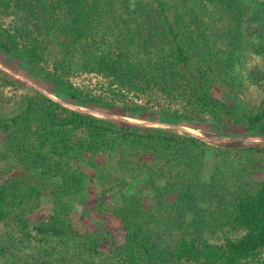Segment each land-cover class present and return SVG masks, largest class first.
Listing matches in <instances>:
<instances>
[{
	"label": "trees",
	"instance_id": "1",
	"mask_svg": "<svg viewBox=\"0 0 264 264\" xmlns=\"http://www.w3.org/2000/svg\"><path fill=\"white\" fill-rule=\"evenodd\" d=\"M0 52L76 106L264 138V0H0ZM6 104L0 264H264V141L97 116L0 69Z\"/></svg>",
	"mask_w": 264,
	"mask_h": 264
},
{
	"label": "rangeland",
	"instance_id": "2",
	"mask_svg": "<svg viewBox=\"0 0 264 264\" xmlns=\"http://www.w3.org/2000/svg\"><path fill=\"white\" fill-rule=\"evenodd\" d=\"M0 69L3 71L9 73L10 75L14 76L17 79H20L30 87H33L51 98H53L56 101L61 102L62 104L84 112L92 113L97 116L109 118V119H115V120H121V121H127L132 124H138V125H159V126H167V127H175L177 129H180L182 131H185L189 134H192L194 136H197L204 141H206L209 144H215V143H224V142H231L234 140H245V141H264V138L262 137H238V138H229V137H217V136H207L203 135V133L197 129L191 128V127H186V126H180V125H167V124H162L158 122H153V121H148V120H142L138 118H132V117H126L122 115H117L113 113H107L104 111H99V110H92L88 108H84L81 106H76L73 104H70L66 102L63 97H62V92H60L56 87L52 85L51 82L45 80L39 73L35 72L34 68L30 66L29 64H26L20 60H17L16 58L5 55L2 52H0ZM218 97L225 101V102H232L233 101V95L227 91H218L217 92ZM247 99V96L244 97ZM20 111V108L16 104H6V105H0V117H8L11 116L15 113H18ZM212 163H213V153L209 152L206 158L205 162V172L209 173L211 168H212ZM99 187L96 184V182H93L90 187L88 188V193H89V198H88V203L82 205V204H77L71 213V216L73 219L81 223V218H82V209L83 207L87 208H92V206L95 203V200L98 196L99 192ZM109 200L112 205L119 204L120 202V197L119 193L117 191H112L109 193ZM51 213V197L45 196L42 198L40 208L37 209V211L30 216V221L33 225H38L41 223L42 220H46L48 216ZM91 221L94 222V224H106L111 226L112 231L114 234H119V222L116 219L115 216L112 214H109L107 218H95L91 217ZM2 228L0 227V230ZM264 255V250L261 253ZM263 259L264 257L261 256Z\"/></svg>",
	"mask_w": 264,
	"mask_h": 264
}]
</instances>
